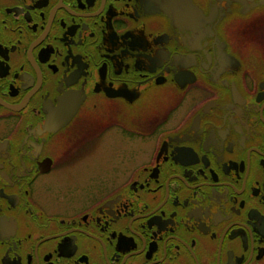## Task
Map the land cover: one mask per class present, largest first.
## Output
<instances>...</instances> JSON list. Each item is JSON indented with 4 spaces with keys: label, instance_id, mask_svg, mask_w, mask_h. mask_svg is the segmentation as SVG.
I'll return each instance as SVG.
<instances>
[{
    "label": "flooded vegetation",
    "instance_id": "1",
    "mask_svg": "<svg viewBox=\"0 0 264 264\" xmlns=\"http://www.w3.org/2000/svg\"><path fill=\"white\" fill-rule=\"evenodd\" d=\"M0 264H264V0H0Z\"/></svg>",
    "mask_w": 264,
    "mask_h": 264
}]
</instances>
